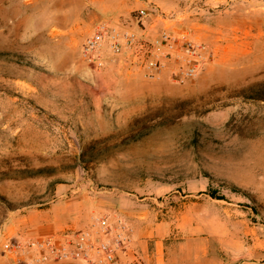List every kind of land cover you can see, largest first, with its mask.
Instances as JSON below:
<instances>
[{
  "label": "rangeland",
  "instance_id": "obj_1",
  "mask_svg": "<svg viewBox=\"0 0 264 264\" xmlns=\"http://www.w3.org/2000/svg\"><path fill=\"white\" fill-rule=\"evenodd\" d=\"M140 8L212 60L180 82L172 64L148 77L83 58L104 13ZM110 192L147 209L174 255L264 264V0H0V264H83L18 261L3 243L45 234L6 225L61 216L73 196L90 222L53 234L85 229L115 219L99 209Z\"/></svg>",
  "mask_w": 264,
  "mask_h": 264
},
{
  "label": "built area",
  "instance_id": "obj_2",
  "mask_svg": "<svg viewBox=\"0 0 264 264\" xmlns=\"http://www.w3.org/2000/svg\"><path fill=\"white\" fill-rule=\"evenodd\" d=\"M149 14V9L140 8L129 21H99L82 42L83 58L96 69L114 61L135 65L148 77H159L172 64V78L180 82L196 76L212 60L213 52L207 45L186 35L165 29L151 33L146 23ZM133 244L130 223L120 215L115 219L105 215L88 228L5 241L3 249L27 263L74 260L83 264H146Z\"/></svg>",
  "mask_w": 264,
  "mask_h": 264
},
{
  "label": "crops",
  "instance_id": "obj_3",
  "mask_svg": "<svg viewBox=\"0 0 264 264\" xmlns=\"http://www.w3.org/2000/svg\"><path fill=\"white\" fill-rule=\"evenodd\" d=\"M102 17L103 19H117V16L107 13H104ZM151 28V33L155 34L153 26ZM111 65L119 66L116 62H110ZM109 194L111 195L101 202L99 209L114 212L134 226L133 245L146 264H199L197 255H174L175 245L173 241H169L164 236L154 233V230H157L158 226L150 223L147 209L128 208L120 195L118 196L114 192H110ZM84 200L86 201L84 202ZM82 207H87V199H75L72 196L66 201V207L61 216L46 212L41 218L34 219L31 214H28L23 218L11 219L10 223L6 225V229L13 235L38 233L46 235L57 233L58 230L66 226L71 228L79 224H88L91 214L87 213V211H79ZM81 217L85 218L82 223ZM60 218L64 219V221L61 222ZM181 247L183 246L181 245ZM209 260L210 264H213V258L211 257Z\"/></svg>",
  "mask_w": 264,
  "mask_h": 264
}]
</instances>
